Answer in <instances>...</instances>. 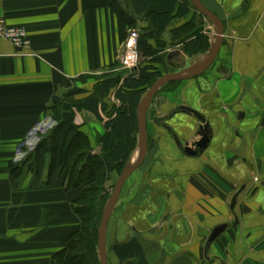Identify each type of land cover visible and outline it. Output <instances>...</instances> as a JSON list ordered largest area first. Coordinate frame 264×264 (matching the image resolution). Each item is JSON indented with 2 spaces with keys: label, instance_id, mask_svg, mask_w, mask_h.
<instances>
[{
  "label": "crops",
  "instance_id": "crops-1",
  "mask_svg": "<svg viewBox=\"0 0 264 264\" xmlns=\"http://www.w3.org/2000/svg\"><path fill=\"white\" fill-rule=\"evenodd\" d=\"M199 1L223 24L221 48L205 72L159 89L148 105L147 154L123 183L107 223V264H264V0ZM116 2L114 11L107 0H0V18L23 28L29 41L20 50L0 40V264H55L79 228L71 211L78 193L63 190L47 159L34 165L38 172L28 170L27 159L48 132L34 130L57 115L80 126L99 153L103 122L71 103L93 94L99 77H114L127 33L148 26L131 0ZM198 15L191 10L172 26ZM201 20L209 47L197 64L216 38L214 26ZM173 52L167 66L186 62L180 47ZM105 103L107 112L113 93ZM183 108L209 127L207 148L194 158L182 150H193L202 124Z\"/></svg>",
  "mask_w": 264,
  "mask_h": 264
},
{
  "label": "trees",
  "instance_id": "trees-1",
  "mask_svg": "<svg viewBox=\"0 0 264 264\" xmlns=\"http://www.w3.org/2000/svg\"><path fill=\"white\" fill-rule=\"evenodd\" d=\"M107 1L116 11V0ZM131 3L136 16L142 15L148 23L138 33V50L146 67L142 68L138 76L131 78H114L105 74L97 80L93 94L71 103L76 111L89 112L103 122L105 133L98 138L99 153H93L88 137L79 127L57 115L54 118L57 125L47 130L27 159L28 163H32L28 170L38 172V166L34 165L44 157L49 163L51 174L58 170L63 190L78 193V197L71 203V211L79 228L72 234L67 245L55 255V264H100L97 252L98 229L113 189L109 183L114 175L119 176L129 165L137 146L138 105L146 91L161 78L155 70L144 73L152 65L149 61L166 62L169 50L175 49V46L180 47L183 54L189 57L203 54L209 47L207 37L200 33L201 15L191 17L183 25L172 26L189 15L191 10L195 12L189 0H131ZM119 17L129 27L134 25L132 16L121 13ZM165 33L170 35V42H166ZM171 63L167 62L169 65ZM177 84L169 83L161 90L173 89ZM111 93L117 104H113L110 112H106L105 100ZM53 109L52 106L50 110ZM101 112L106 121L100 116Z\"/></svg>",
  "mask_w": 264,
  "mask_h": 264
},
{
  "label": "water",
  "instance_id": "water-1",
  "mask_svg": "<svg viewBox=\"0 0 264 264\" xmlns=\"http://www.w3.org/2000/svg\"><path fill=\"white\" fill-rule=\"evenodd\" d=\"M195 10L202 15L206 20H208L216 30V38L215 42L211 47L210 52L206 56V58L197 64L196 66L186 68L179 73L162 77L155 81V83L146 91L144 96L142 97L138 109H137V124H138V144H139V151L135 158V160L130 163L128 166L124 168V170L118 176L113 192L110 196V199L106 205L105 212L103 213L99 229H98V258L100 264H107L106 252H105V230L107 227V223L111 217V214L117 204V200L119 197V193L123 183L142 165L145 160L147 150H148V142H147V135H146V128H145V120H146V112L147 107L150 104L152 98L156 94V92L161 89L166 84L172 82H179L182 80H188L198 75H201L205 72L214 62L223 42V35H224V28L222 22L213 15L210 11H208L199 0H189ZM177 52H173L169 54L168 59H171L173 56H176ZM184 111H188L191 113L197 120L202 124V131H201V139L196 142L193 146V150L190 148H184L182 150V154L186 157L194 158L200 152L207 148L209 143V127L205 124L204 119L200 117L196 112L189 110L187 108H183ZM100 116L102 117L101 113ZM239 194V191L232 197L230 202V210L233 211L236 199ZM226 225L223 224L221 226L216 227L210 233L207 243H206V250L207 248L224 232L226 229Z\"/></svg>",
  "mask_w": 264,
  "mask_h": 264
},
{
  "label": "rangeland",
  "instance_id": "rangeland-1",
  "mask_svg": "<svg viewBox=\"0 0 264 264\" xmlns=\"http://www.w3.org/2000/svg\"><path fill=\"white\" fill-rule=\"evenodd\" d=\"M190 2V1H189ZM131 29H136V28H131ZM215 32H216V30H215ZM138 33H140V31H138ZM216 34V33H215ZM211 38H212V36H211ZM175 46V45H174ZM176 47V46H175ZM177 49V48H176ZM123 55V54H122ZM122 57V56H121ZM152 60V59H151ZM142 61V59H141V56H140V61H139V63L136 65V71H135V76H138L142 71H143V69L142 68H144V66H145V64L144 63H142L141 65H140V62ZM186 62H180V63H177V62H174L171 66H166L165 65V60L164 61H162V63L160 64V65H155V64H152L150 67H148L149 69H147V70H144V73L145 74H147V73H149V72H151L152 70H155V71H157V72H159V74L161 75V78L162 77H165V76H169V75H173V74H176V73H179V72H181L182 70H184V69H186V68H190V67H193V66H196L197 65V61H199V57H198V55H193V56H191V57H189V56H187V58H186V60H185ZM146 67V66H145ZM111 69H113V70H115L116 72V74H114V78H120L122 75H120V74H122V73H126L129 69H125V67H124V65L122 64V60L121 59H119V61H118V63H116V64H114L112 67H111ZM116 69H118V72H117V70ZM119 73V74H118ZM161 90V89H160ZM160 90L158 91V92H160ZM161 91H163V90H161ZM157 94H159V93H157ZM153 98H155V95H154V97ZM157 99H158V97H157ZM153 100V99H152ZM109 110V109H108ZM108 112H110V111H108ZM97 120V119H96ZM100 122V121H99ZM69 124H71V125H75V126H77V127H79V129H80V131H82L81 130V127L80 126H78V125H76V124H74L73 122H68ZM101 123V122H100ZM57 125V123L55 122V119L54 118H52L51 117V119H50V121H48V120H46L45 122H43L39 127H37V129L35 130L36 131V133L40 136L41 134H43L42 132H45V131H47V130H52L53 128H54V126H56ZM83 132V131H82ZM40 138H42V137H39V139H38V141L40 142ZM89 140V139H88ZM97 143H98V139H97ZM89 144H90V141H89ZM34 146V144H26L25 143V148H30V147H33ZM98 146H99V148H100V145L98 144ZM90 147H91V145H90ZM138 151H139V144H138V135H137V146H136V149H135V151H134V153H133V155H132V157H131V159H130V162H129V164L130 163H132L134 160H135V158H136V156H137V154H138ZM94 153V152H93ZM58 171V170H57ZM133 174H135V172L133 173ZM132 174V175H133ZM113 177V176H112ZM117 178H118V176H115L114 175V177H113V180H111L110 181V183H109V185H113V189H114V185H115V182H116V180H117ZM113 189H112V192H113ZM112 192H111V194H112ZM110 199V198H109ZM109 201V200H108ZM108 203V202H107ZM107 205V204H106ZM105 208H106V206H105ZM105 208H104V211H103V213L105 212ZM103 216V215H102Z\"/></svg>",
  "mask_w": 264,
  "mask_h": 264
},
{
  "label": "built area",
  "instance_id": "built-area-1",
  "mask_svg": "<svg viewBox=\"0 0 264 264\" xmlns=\"http://www.w3.org/2000/svg\"><path fill=\"white\" fill-rule=\"evenodd\" d=\"M0 40L8 42L20 50L27 48L29 45L27 32L23 28L7 25L2 18H0ZM122 49L123 55L121 60L125 69H135L140 60L138 51V31L130 30L127 33L122 44Z\"/></svg>",
  "mask_w": 264,
  "mask_h": 264
}]
</instances>
